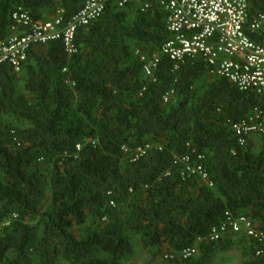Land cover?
I'll list each match as a JSON object with an SVG mask.
<instances>
[{
  "label": "trees",
  "instance_id": "16d2710c",
  "mask_svg": "<svg viewBox=\"0 0 264 264\" xmlns=\"http://www.w3.org/2000/svg\"><path fill=\"white\" fill-rule=\"evenodd\" d=\"M86 1L0 0V40L17 7L36 21L63 10L67 22ZM246 1L250 18L264 14V0ZM164 19L159 0L122 9L106 0L76 32L75 55L53 42L33 47L20 73L0 66V264H127L133 238L152 254L145 264L163 246L167 264H211L233 249L242 264H264L245 235L210 239L226 214L264 233V146L238 148L231 130L264 114V95L237 90L199 59L174 70L160 56L146 78L134 51L159 52ZM184 156L206 180L174 166Z\"/></svg>",
  "mask_w": 264,
  "mask_h": 264
},
{
  "label": "built area",
  "instance_id": "2783aa9c",
  "mask_svg": "<svg viewBox=\"0 0 264 264\" xmlns=\"http://www.w3.org/2000/svg\"><path fill=\"white\" fill-rule=\"evenodd\" d=\"M105 1L87 0L67 22L63 10H57L51 20L36 21L27 11L17 7L10 14L11 35L0 40V66L7 65L14 73H20L33 47L53 42H60L68 56L75 55L76 32L101 16ZM113 1L122 9L142 0ZM159 7L165 14L168 39L157 53L146 54L139 48L134 51V56L143 64L146 78H153L160 56L167 58L174 70L188 60L199 59L211 74L228 81L237 90L264 95V14L250 18L246 0H159ZM143 8L147 9L148 4ZM173 98L174 91H168L162 101L169 103ZM231 130L238 148L247 146L252 136H257L264 146V114L259 110L233 123ZM150 148V145L138 148L135 159L146 155ZM235 152L234 149L232 153ZM189 161L190 157L184 156L176 158L173 164L183 165L185 173L206 180L201 165L194 166ZM226 232L245 235L255 242L257 256L264 252V233L258 231L248 217L226 214L224 224L212 230L210 239L218 240ZM195 254L194 247L186 248L179 257L185 260Z\"/></svg>",
  "mask_w": 264,
  "mask_h": 264
},
{
  "label": "rangeland",
  "instance_id": "374dc122",
  "mask_svg": "<svg viewBox=\"0 0 264 264\" xmlns=\"http://www.w3.org/2000/svg\"><path fill=\"white\" fill-rule=\"evenodd\" d=\"M251 146L254 149H258L259 143H257L258 147H255L254 144H252ZM92 227V222L88 221L85 226L75 229L74 232L78 237H83ZM132 245L134 247V254L127 264H145L150 260V258H153L151 253H148L140 247V244L136 238H133ZM166 256H168L167 247L163 246L162 248H160V254L155 257V262L157 264H167L169 258L167 259ZM243 261L244 257L242 256L241 252L237 249H233L227 253L218 255L213 260V262H211V264H242Z\"/></svg>",
  "mask_w": 264,
  "mask_h": 264
},
{
  "label": "crops",
  "instance_id": "0c3cea01",
  "mask_svg": "<svg viewBox=\"0 0 264 264\" xmlns=\"http://www.w3.org/2000/svg\"><path fill=\"white\" fill-rule=\"evenodd\" d=\"M55 13H56L55 11L49 13L48 9L47 10L45 9V14L43 16L44 19L42 21H47V20L53 19L54 16H55ZM257 143H259V146H260L261 142H260L259 138L257 136H252L251 139H250L249 145L254 144L255 147H258Z\"/></svg>",
  "mask_w": 264,
  "mask_h": 264
}]
</instances>
